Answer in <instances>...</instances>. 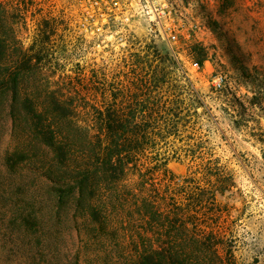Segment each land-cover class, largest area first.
I'll return each instance as SVG.
<instances>
[{
	"label": "rangeland",
	"instance_id": "374dc122",
	"mask_svg": "<svg viewBox=\"0 0 264 264\" xmlns=\"http://www.w3.org/2000/svg\"><path fill=\"white\" fill-rule=\"evenodd\" d=\"M31 2L33 7L25 11L19 0H0L8 14L0 34L10 37L7 43L17 56L15 64L22 66V53L26 52L38 67L31 79L42 84L78 72L89 76L91 70L98 69L96 79L104 72L103 78L113 81L109 87L120 96L119 89L126 82L123 66L135 58L134 53L147 57L149 71L165 83L161 92L152 94L159 97L160 105L168 104L162 111L171 108L187 120L184 127H177L173 141L161 143L158 157L168 160L167 171L148 176V183H158L159 195L166 190L160 183L172 180L177 186L170 191L180 200L189 195V185L194 184L208 200V180L212 178L206 174L230 178V187L214 191L216 203L202 205L205 216L193 220L207 226L213 223L217 239L233 255V264H264V115L255 107L252 118L233 127L224 110L226 101L213 90L216 80L222 78L221 86L226 83L236 96L252 94L237 80L228 53L264 71V0H174L181 17L176 41L150 35L144 24L137 22L117 44H110V37L102 42L101 38L83 36L72 9L58 0ZM47 35L49 40L43 43ZM42 45L44 50L39 51ZM193 45L207 50L201 66L190 52ZM178 81L190 82L200 101L188 89L179 93L169 89ZM174 96L178 101L169 100ZM9 104V94L0 92V264H130V256L135 254L131 247L111 246L103 237L101 241L92 238L83 225L64 213L52 219L42 216L38 226L31 218L18 217L17 205H28L33 189L28 183L30 170L21 166L24 162L16 157L10 167L4 162L17 147L20 127ZM115 225L119 241L126 243L131 236L129 226L122 229Z\"/></svg>",
	"mask_w": 264,
	"mask_h": 264
},
{
	"label": "trees",
	"instance_id": "16d2710c",
	"mask_svg": "<svg viewBox=\"0 0 264 264\" xmlns=\"http://www.w3.org/2000/svg\"><path fill=\"white\" fill-rule=\"evenodd\" d=\"M19 3L25 11L33 7L31 0ZM7 15L0 4L1 26ZM8 38L0 34V92L9 94V112L20 127L17 150L4 162L7 167L15 157L24 162L21 166L30 170L28 183L33 189L28 205H17L18 217L31 218L38 226L40 217L59 218L64 213L92 238L131 247L135 254L130 264H233V255L217 239L213 223L207 226L193 220L205 216L202 205L216 203L214 191L230 187V178L206 174L212 178L208 200L194 184L180 200L170 191L177 186L172 180L160 183L166 190L159 195L158 183L147 181L148 176L167 171L168 160L158 157L160 145L173 141L177 127L187 122L178 111H162L168 104L160 105L159 97L152 95L161 92L165 83L149 71L147 57L134 53L135 58L123 66L126 79L118 80L126 82L119 96L109 87L113 81L103 78L104 72L96 79L98 69L89 76L78 72L44 84L31 79L38 67L26 52L22 66H17ZM46 40L49 35L43 43ZM190 52L201 66L207 50L193 45ZM228 54L237 80L252 94L238 97L226 83L213 90L226 101L224 110L232 126L239 127L241 121L252 118L255 107L264 115V71L247 66L231 51ZM169 86L176 93L188 89L200 101L190 82ZM117 223L122 229L129 226L131 236L124 244L119 241Z\"/></svg>",
	"mask_w": 264,
	"mask_h": 264
},
{
	"label": "built area",
	"instance_id": "2783aa9c",
	"mask_svg": "<svg viewBox=\"0 0 264 264\" xmlns=\"http://www.w3.org/2000/svg\"><path fill=\"white\" fill-rule=\"evenodd\" d=\"M73 11V18L87 38L120 43L132 32L135 23L145 26L148 34L176 41L181 21L174 0H58ZM104 37V38H103ZM222 78L216 80L221 86Z\"/></svg>",
	"mask_w": 264,
	"mask_h": 264
}]
</instances>
